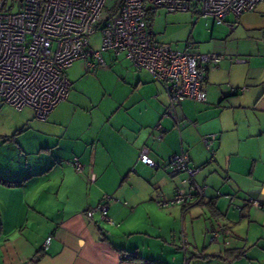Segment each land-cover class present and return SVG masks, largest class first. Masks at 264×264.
Here are the masks:
<instances>
[{
    "label": "crops",
    "instance_id": "obj_1",
    "mask_svg": "<svg viewBox=\"0 0 264 264\" xmlns=\"http://www.w3.org/2000/svg\"><path fill=\"white\" fill-rule=\"evenodd\" d=\"M255 7L226 17L235 22L233 30L212 22L204 42L196 41L197 51L224 57L204 70L205 101L185 99L176 106L179 127L173 115L163 117L168 97L146 70L135 78L139 103L115 110L134 118L117 120V128L90 139L50 130L59 125V112L51 111V122L37 121L31 107L4 103L17 111L0 125V264H141L124 259L128 252L165 264H205L218 257L230 264L238 251L243 255L236 260L264 264V209L244 201L252 196L264 202V16ZM4 108L0 103V113ZM208 133L217 134L213 159L201 140ZM142 145L155 167L138 159ZM181 151L199 169L195 179L208 186L207 198L160 207V196L171 197L182 186L183 174L169 163ZM62 157L78 158L82 171L72 163L58 165ZM98 158H108L103 168ZM101 202L111 222L84 214ZM216 222L234 233L228 251L221 242L208 243V228ZM189 246L211 256L189 262Z\"/></svg>",
    "mask_w": 264,
    "mask_h": 264
},
{
    "label": "built area",
    "instance_id": "obj_2",
    "mask_svg": "<svg viewBox=\"0 0 264 264\" xmlns=\"http://www.w3.org/2000/svg\"><path fill=\"white\" fill-rule=\"evenodd\" d=\"M5 1L0 0L2 101L18 110L31 107L36 118L46 120L57 103L67 97L70 82L66 69L77 59H89L88 67L102 65L101 50H111L115 54L123 53L137 70H146L162 86L169 102L163 117L173 115L179 127L182 122L174 114L176 106L185 99L205 101L206 91L201 87L204 70L207 65H217L224 56L199 52L193 42H186L178 49L169 43L155 41L147 28V6L169 12L195 9L214 24L225 23L233 30L236 25L226 21L228 15L238 18L264 0H116L105 19L107 0H18L17 9L11 12L2 11ZM98 26L102 32L101 50L90 53L85 47L89 34ZM231 90L238 92L239 88L231 87ZM156 128L161 131L162 123ZM157 138L161 139V135ZM201 140L213 159L217 134H204ZM138 159L148 166H156L146 145L140 147ZM72 163L77 171H82L78 158L74 157ZM169 163L177 173L183 174L182 186L171 197L160 196L157 204L170 207L203 202L208 186L196 181L199 169L190 164L189 155L185 151L173 154ZM226 197L232 199L230 195ZM244 201L264 209V202L252 196H246ZM107 209V204L101 202L86 209L84 214L91 220L97 214L100 219L111 222ZM208 231L212 242H221L224 246H229L234 237L229 227L218 222ZM50 240L49 235L43 249L48 247ZM183 247L186 249L185 242ZM22 264H35V260Z\"/></svg>",
    "mask_w": 264,
    "mask_h": 264
},
{
    "label": "rangeland",
    "instance_id": "obj_3",
    "mask_svg": "<svg viewBox=\"0 0 264 264\" xmlns=\"http://www.w3.org/2000/svg\"><path fill=\"white\" fill-rule=\"evenodd\" d=\"M114 2H116V0H107L103 19L111 14V7ZM17 3L18 0H6L2 11L11 12L16 10ZM259 3L260 4H257L254 10H256L258 14L264 16V8H262L264 7V1ZM147 7L149 8L150 6ZM211 25L212 20L197 14L195 9L191 11L169 12L159 8L155 9L150 19L148 30L155 41L166 42L174 48L181 49L186 42H193L195 45L196 41H199V44H202L204 42V36ZM262 31H264V28H262ZM199 36L202 37L199 38ZM257 36L260 37L261 35ZM88 40V44L85 47L88 52L93 53L94 51L101 50L102 32L100 26L96 27V30L89 34ZM261 52L264 53V44L261 46ZM100 54L104 60V64L102 65L97 64L94 67H88L87 61L89 59H77L66 69V76L70 82L69 91L67 97L59 101L53 108L54 112L60 113L58 115L60 121L58 123L59 125L50 128V130L63 134L65 137L67 136L66 134H69L81 136L84 139H90V137L104 135L106 127L110 132L111 125L117 128V120H122L124 117L127 118L130 116L134 118L135 114L133 113L124 115L122 112L123 114L119 115L115 114V110L121 103H139L138 97L140 91H137L135 82L136 74L139 71L123 53L115 54L111 50H101ZM212 66L217 67V65ZM155 83L161 86L158 82L155 81ZM240 89L241 88H239V90ZM162 91L164 92L163 88ZM0 103L5 105L4 112L0 113V125L2 126L3 120L1 118L10 116L12 111L17 110L10 106H6L7 104H4L6 102L1 99ZM28 109L25 108L24 111H31ZM52 117V114L48 115L46 120L51 122ZM34 118L37 121H42L35 116ZM34 118L32 116V119ZM53 118L55 119L56 117L54 116ZM67 150L68 148L65 151ZM107 160L108 158H98L97 166L103 168ZM72 161L73 159L71 160V158L62 157L57 163L60 166L66 167L69 166L68 164H71ZM207 239L208 243L212 244L209 236ZM212 245L215 246L217 244L213 243ZM201 251L202 250H194L192 246H189L186 258L189 259V262L191 259L193 261L205 260L207 257L209 259L211 254L199 255L204 254V251L200 253ZM180 256L183 259L182 250H180ZM217 259L210 258L206 263L227 264V262L218 261ZM250 262L251 260L248 258H240L237 260L235 258L230 264H250Z\"/></svg>",
    "mask_w": 264,
    "mask_h": 264
},
{
    "label": "trees",
    "instance_id": "obj_4",
    "mask_svg": "<svg viewBox=\"0 0 264 264\" xmlns=\"http://www.w3.org/2000/svg\"><path fill=\"white\" fill-rule=\"evenodd\" d=\"M155 11V8H152V7H149L147 8V16H146V23H147V28H149V25H150V19L151 17L153 16V13ZM195 12L197 14H199L196 10ZM3 182L5 183H13L11 181H7V180H3ZM231 246H228V247H224L226 249V251H228ZM243 255V252L242 251H238L234 254V257L233 258H238L240 256ZM124 259H129V260H132V261H136V262H140L141 264H165V263H160V262H157V261H151V260H144L138 253L136 252H128L124 255Z\"/></svg>",
    "mask_w": 264,
    "mask_h": 264
}]
</instances>
